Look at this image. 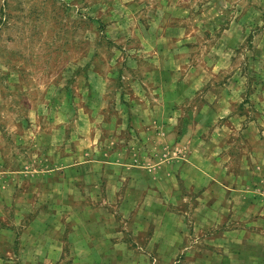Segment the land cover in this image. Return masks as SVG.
Returning a JSON list of instances; mask_svg holds the SVG:
<instances>
[{
	"label": "rangeland",
	"instance_id": "374dc122",
	"mask_svg": "<svg viewBox=\"0 0 264 264\" xmlns=\"http://www.w3.org/2000/svg\"><path fill=\"white\" fill-rule=\"evenodd\" d=\"M166 232L264 264V0H0V264H165Z\"/></svg>",
	"mask_w": 264,
	"mask_h": 264
},
{
	"label": "crops",
	"instance_id": "0c3cea01",
	"mask_svg": "<svg viewBox=\"0 0 264 264\" xmlns=\"http://www.w3.org/2000/svg\"><path fill=\"white\" fill-rule=\"evenodd\" d=\"M135 193V191H134ZM129 195V191H126L123 203L124 205L128 206V210L131 211L136 210L135 212V218H136V222H140L143 219V212L146 211L147 208H149L148 206H144L142 205V201L143 199H139L140 202H134L130 200V196ZM148 197V196H147ZM146 202H150V196L148 198H146ZM140 204V206H139ZM165 205V202L163 203ZM160 204V209L156 208L154 210V212H161V214L163 215L162 217H164L165 219V211H166V206L164 207V205ZM139 206V207H138ZM138 207V208H137ZM150 209V208H149ZM155 222H153V224H155L154 226L158 225L162 226L165 228V231L168 230L169 232L173 233V225L176 222H163V220H158L155 217ZM149 226V224H148ZM138 230H146L148 229L146 227V225H144L143 222L139 223ZM150 228V227H149ZM169 234L168 232H166L164 235L158 236L155 234H153L150 237V242H154L156 243L159 242L160 245H158L157 247V252L160 254H162V258L164 259V263L168 264L171 262V260L175 257H177L181 252H182V237L179 235H172ZM111 237H115L110 235ZM123 236V235H122ZM122 236H118L115 239L117 240V242L113 243V246L111 248L108 249V251L104 252L105 250H102L100 252L98 251H81L79 252V256H77L78 261L83 260H88L89 258L91 259L90 264H125L124 261L127 260V264L130 263V261H132V259L126 255H130L131 254V249L127 246L126 241L122 238ZM80 239L82 240L83 243L88 242L87 238L82 235L80 236ZM189 248V247H188ZM190 251V248H189ZM111 255L114 258V261L116 263H114V261H108L107 256ZM228 259V258H227ZM133 264H139L138 260H133Z\"/></svg>",
	"mask_w": 264,
	"mask_h": 264
}]
</instances>
